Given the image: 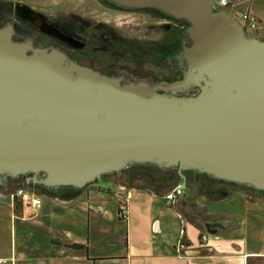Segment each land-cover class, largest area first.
Masks as SVG:
<instances>
[{"label":"water","instance_id":"95a60500","mask_svg":"<svg viewBox=\"0 0 264 264\" xmlns=\"http://www.w3.org/2000/svg\"><path fill=\"white\" fill-rule=\"evenodd\" d=\"M109 1L189 23L181 79L122 83L0 28V188L82 190L147 164L264 192V40L214 0Z\"/></svg>","mask_w":264,"mask_h":264},{"label":"crops","instance_id":"0c3cea01","mask_svg":"<svg viewBox=\"0 0 264 264\" xmlns=\"http://www.w3.org/2000/svg\"><path fill=\"white\" fill-rule=\"evenodd\" d=\"M227 12L240 20L245 14H252L257 19L255 35L264 40V0H232ZM114 185L117 190L110 192L117 199L126 196L125 191L133 190L135 194L147 191L150 195L155 191L128 188L115 182ZM218 185L222 187L223 184ZM21 188L38 194L25 184L0 188V215L6 211L2 220L9 218L11 226L19 227L21 232L19 248L11 244L2 250L4 244H0L1 264H148L150 260L160 264H264V194L257 190L234 188L227 196L213 197L212 192L198 193L197 186H186L193 195L185 191L175 203L167 201L169 211L163 213H157L154 206L148 204L144 212L134 214L131 209L135 203L126 201L130 215L122 218L118 205V216L120 221L126 219L128 225L127 250L125 255L115 256L94 250L92 244V219H98L95 213L105 209L106 197H91L90 191L88 196L70 200L49 195L51 198H40L39 206H32L28 201L13 197ZM169 191L158 193L166 196ZM198 196L206 201L200 202ZM197 205L203 206L206 212H214L217 217L205 219L204 213L194 211ZM74 209L83 212L88 222L84 239L83 233L78 237L66 230V227H74L77 232V219L66 215V211ZM173 210L181 213V219L171 212ZM2 223L0 220V227ZM216 223L222 226H207ZM203 235L209 236L208 241H203ZM156 239L160 241L157 248ZM184 239L185 246L182 245Z\"/></svg>","mask_w":264,"mask_h":264},{"label":"flooded vegetation","instance_id":"af4514ba","mask_svg":"<svg viewBox=\"0 0 264 264\" xmlns=\"http://www.w3.org/2000/svg\"><path fill=\"white\" fill-rule=\"evenodd\" d=\"M29 1L0 0V28L12 26L14 41L58 50L82 66L121 78L122 83H146L160 93L169 92L163 83L181 79L177 57L192 44L185 37L189 27L185 20L154 8H123L109 0H82L73 8ZM21 184L46 190L25 178L10 180L5 187Z\"/></svg>","mask_w":264,"mask_h":264},{"label":"rangeland","instance_id":"374dc122","mask_svg":"<svg viewBox=\"0 0 264 264\" xmlns=\"http://www.w3.org/2000/svg\"><path fill=\"white\" fill-rule=\"evenodd\" d=\"M29 1V0H26ZM38 0H33L31 3L34 4V2H36ZM82 0H44V2L46 3H50L53 5H68L70 6V8H73L72 6H74L75 4H79ZM30 2V1H29ZM250 32H253L252 34L254 36L255 35V29H250ZM125 173V174H124ZM124 176L119 175V176H115V177H104L101 180H98L97 183L90 185V187H86L84 189H82L80 195L78 198L80 197H85L88 196L90 194L91 197H106V203H105V209L101 212V213H95L97 215H99L98 219L93 218L92 219V236H93V248L94 250H101L102 252H106V253H110V254H114L115 256L117 255H125L126 250H127V246H126V234L128 232V225L126 222V219L124 221H120L119 220V216H118V205L120 204L119 202L121 200L126 201H130L131 203L133 202V204L135 203V207H133V210L131 209L132 213L136 214L139 213L141 211H145L147 208H149L148 204L154 206V210L157 213H163V211H169L167 206H166V202L167 197L166 196H162L160 195L158 192L153 191L151 193V195L149 193H147V191L140 192L139 194H135L133 190L130 191H125L124 194L126 196H122L120 198L122 199H117L116 196L112 195V193L110 192L111 189H115L117 190V187H115L114 182L119 184L123 183V182H127L126 178H130L129 180H131L134 184H142V185H150V186H154L156 188H159V192H163L168 188V184H169V178H173L176 179L177 176L179 177V173L177 171V169H161L158 166L155 165H134L126 170H124ZM184 174L187 175L188 178H201V175H198L196 173H194L193 171H188L185 172ZM206 180L205 177H202L201 180H197V182L199 183V192L198 193H211L213 197H223L225 195V189H219L216 188L215 190H212L210 188H207L209 184H205L204 180ZM123 181V182H122ZM104 183L107 187L105 189H101L100 188V184ZM161 187V188H160ZM233 186H230V188H232ZM88 188V190L86 191V189ZM163 188V189H162ZM246 190H250L249 187L247 188H243ZM252 189V188H251ZM88 191H90V193L88 194ZM186 193H188L189 196L193 195V193L190 192L189 189L186 190ZM196 194V193H195ZM264 194V192H263ZM38 197L40 198H51L48 194L42 193V194H37ZM1 196V195H0ZM197 196V194H196ZM113 197V198H112ZM77 198V199H78ZM156 201H155V200ZM197 199L200 202H204L206 201L204 198L201 197H197ZM152 200H154V202H152ZM82 201V200H79ZM199 204V203H198ZM195 212H197L198 214H202L204 213L205 215V219H215V216L213 214H215L214 212H210L204 210V207L201 205H197V209L194 210ZM5 210L3 211L2 215H0V220L3 222L2 226L0 227V244L3 243V247L2 250L6 247V246H11V244L15 247L20 246L21 244V232L19 230V227L16 229L15 226H11V222L9 220V218H4V220H2V218L5 215ZM173 213H176L175 210L171 211ZM208 212H210L211 214H209ZM179 213V217H180ZM66 215H73L77 221V232H75V228L74 227H66V230H70L73 231V233H75L78 237L81 235L82 239L85 238V234L88 232L89 229V225L88 222L86 221V218L84 219V213L81 211H78L77 209L74 210H70V211H66ZM128 215H130V211H128ZM8 219V220H7ZM181 219V217H180ZM15 223V222H13ZM99 226V228H98ZM94 232V235H93ZM155 237L157 238H161L160 236L156 235ZM158 242V244H157ZM185 242L186 240H182V245L185 246ZM160 241H158L156 239V248L159 247ZM148 264H160L158 261H148ZM1 264V263H0Z\"/></svg>","mask_w":264,"mask_h":264},{"label":"built area","instance_id":"2783aa9c","mask_svg":"<svg viewBox=\"0 0 264 264\" xmlns=\"http://www.w3.org/2000/svg\"><path fill=\"white\" fill-rule=\"evenodd\" d=\"M231 1L232 0H214L215 2L214 6L217 9L227 10L229 8V5L231 4ZM240 21L243 23V25L245 26L248 32L251 31L250 29L257 28V19L250 13L245 14ZM106 187L107 186L104 183L100 184L101 189H105ZM185 191H186V184L184 185L183 181L181 180L174 189L170 190L167 193L166 195L167 200L172 203H175L178 198H180L182 195L185 194ZM13 197L15 199L20 198L22 200L28 201L31 203L32 206H39L41 204L40 197H38V195H36L35 192H33L32 190H27L24 188L18 189L13 194ZM119 212L122 218L128 217V207H127V203L124 200L120 201ZM202 239L203 241H208L209 236L203 235ZM2 262L3 260H0V263Z\"/></svg>","mask_w":264,"mask_h":264},{"label":"trees","instance_id":"16d2710c","mask_svg":"<svg viewBox=\"0 0 264 264\" xmlns=\"http://www.w3.org/2000/svg\"><path fill=\"white\" fill-rule=\"evenodd\" d=\"M123 173H124V171L121 172V174L124 176L125 173L124 174ZM115 176H117L116 173L113 176H111V177H115ZM201 176L206 178V180L203 179L205 181L204 182L205 184H209L210 183V185H208L207 188H210L212 190H215L216 188L223 189V190L225 189V195L224 196L229 195V193H231L232 190L234 189V186H240V185L233 184V183H227V182H224L222 180L213 179V178L209 177L206 174H201ZM108 177H110V176H108ZM173 178L171 177V178L168 179L169 180L168 188L170 190L174 189L183 178H185V184L188 187L190 186V187H193V188L195 187L196 188L197 185H195V184L200 183V182H197L194 178H191V179L188 178L186 174H183V178L182 179H181L180 174H179V177L177 176L176 179H173ZM129 179L130 178H126L128 183L122 181L123 182L122 185H124V186H126L128 188H137V189H141V190H155V191L159 192V188H156L154 186H150V185H147V184L146 185L134 184ZM220 182H224L228 186L223 184L222 187H219L218 184ZM230 186H233V187L230 188ZM32 189L34 191H36L37 193H39V194L47 193L48 195H50L52 197H58V198L67 199V200L77 198L80 195L81 191H82V190L75 189V188H72V187H68V188L65 187L63 190H61L60 192H57V193H53V192H50V191L41 190V189H37V188H32Z\"/></svg>","mask_w":264,"mask_h":264}]
</instances>
